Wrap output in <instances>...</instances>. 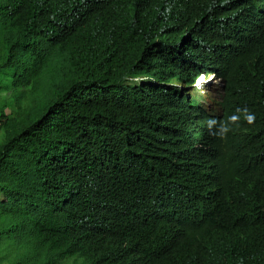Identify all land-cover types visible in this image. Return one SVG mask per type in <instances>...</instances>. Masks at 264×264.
Returning a JSON list of instances; mask_svg holds the SVG:
<instances>
[{"label": "trees", "instance_id": "1", "mask_svg": "<svg viewBox=\"0 0 264 264\" xmlns=\"http://www.w3.org/2000/svg\"><path fill=\"white\" fill-rule=\"evenodd\" d=\"M1 94L0 264H264V0H0Z\"/></svg>", "mask_w": 264, "mask_h": 264}, {"label": "clouds", "instance_id": "2", "mask_svg": "<svg viewBox=\"0 0 264 264\" xmlns=\"http://www.w3.org/2000/svg\"><path fill=\"white\" fill-rule=\"evenodd\" d=\"M213 79H214V74L209 75L207 78L205 77V75L200 74L194 79L193 84L195 83L196 86H199L202 83H205L206 81H211ZM244 113H245V119L247 120V122L249 124H252L254 122V119H255L254 115L248 114L247 109L244 110ZM238 120H239V117L237 115H232V116L228 117L227 122H220V127L216 132H213V129L215 128V126L218 123L215 119L207 120L206 124H207V128H208L210 134L223 136L228 131L231 130L229 125L232 123H236Z\"/></svg>", "mask_w": 264, "mask_h": 264}, {"label": "rangeland", "instance_id": "3", "mask_svg": "<svg viewBox=\"0 0 264 264\" xmlns=\"http://www.w3.org/2000/svg\"><path fill=\"white\" fill-rule=\"evenodd\" d=\"M209 75L210 74H207L205 75V77L207 78ZM214 79L211 81H206L205 83H202L199 86H196L195 83L193 84L192 94L195 95V98L197 100H200L206 92L210 93L214 90V88H216V85L218 84V80H214ZM4 98H5V95L1 94L0 99H4Z\"/></svg>", "mask_w": 264, "mask_h": 264}]
</instances>
